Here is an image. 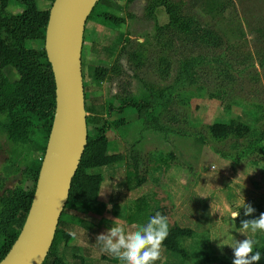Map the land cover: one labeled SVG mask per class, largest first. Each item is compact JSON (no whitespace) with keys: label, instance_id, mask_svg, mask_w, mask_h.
<instances>
[{"label":"rangeland","instance_id":"1","mask_svg":"<svg viewBox=\"0 0 264 264\" xmlns=\"http://www.w3.org/2000/svg\"><path fill=\"white\" fill-rule=\"evenodd\" d=\"M165 1L106 0L97 7L122 16L125 22L115 27L104 25L98 19L87 22L82 56L84 86L86 84L89 87L90 97H100L103 101L118 105L115 95L124 88L140 96L148 84H172L177 73L178 59L189 53L210 57L222 54L223 59L232 65L230 71L234 80L215 83L212 78L216 73L212 66L206 65L205 71L210 74L203 79L206 80L204 94L191 97L185 104L178 102L176 97L175 104L166 113L168 115L180 111L176 113L180 120H164L167 125L182 129L186 134L171 132L165 135L143 129L135 109L128 108L125 111L127 122L110 131V147L115 151L129 153L135 144L141 150L142 167L148 175V182L133 191L128 190L126 161L93 169L102 172L105 178L99 201L94 210L86 215L87 219L95 223V227L90 230L76 225L72 227L71 231L76 233L72 244L85 247L64 249L70 264L74 261V252L84 253L87 264H120L117 259L101 251V245L96 242L97 236L112 227L115 219L125 225L126 231L144 224L147 220L137 224H129L126 220L130 202L144 194H149L152 202L162 208L160 212L167 216L171 224L178 223L195 229V237L186 240L193 254L185 264H205V258L201 255V240L208 242L205 252L210 264H232L233 249L229 244L247 238L240 232L241 229H236L232 213L243 212L244 209H240L239 205L245 202L252 206L258 203L264 206L263 155L256 154L254 158L248 157L234 163L215 151V148L233 150L234 141L215 140L206 131L207 124L232 117L254 125L257 129L264 126V0H232L238 11L242 32L232 36L229 34L228 37L218 32L220 28L225 30L226 25L207 13L205 0L201 3L193 0H167L182 4L184 14L197 18L201 27L214 28L220 34L222 45L213 48L200 42L187 43L176 32L166 34L163 38L157 37V27L170 21ZM52 4L53 0L39 1L41 9L51 8ZM8 10L16 14L23 7L17 2H11ZM226 13L229 14L230 10ZM44 44L42 40L28 41L29 46L40 49ZM165 55L172 61L167 78L159 74L158 65ZM115 64L120 66L121 75L107 81L92 78L91 72L95 66L111 67ZM6 72L11 80L19 78L13 67H7ZM216 90L226 93L225 102L232 103L229 110L225 103L210 96V91ZM255 110L260 113V123H257ZM121 116L112 114L113 119ZM7 122L8 116L1 115L0 176L5 187H15L22 183L31 187L32 180H25L26 175L22 170L32 158H39V155L23 150L9 140ZM197 131L203 132L207 143H200L189 134ZM239 142V146L247 143L244 139ZM247 235L252 237L253 234L249 231ZM257 235L259 243L264 244V238H261L264 234L258 232ZM58 250L62 252L63 248ZM156 263L180 264L181 258L169 252L162 244L161 257Z\"/></svg>","mask_w":264,"mask_h":264},{"label":"trees","instance_id":"2","mask_svg":"<svg viewBox=\"0 0 264 264\" xmlns=\"http://www.w3.org/2000/svg\"><path fill=\"white\" fill-rule=\"evenodd\" d=\"M39 1L0 0V116H8L6 129L9 140L23 150L39 155V158H32L22 170L26 175L25 180H32L31 187H26L23 183L15 187H5L0 176V261L18 238L30 211L56 109V82L45 47L40 49L28 45V41L32 40H42L45 43L51 8L41 9ZM105 1L97 2L88 21L98 19L104 25L113 27L122 25L125 18L97 8ZM193 1L202 2V0ZM11 2L19 3L23 10L16 14L9 12L8 6ZM205 2L207 13L226 25L225 30L220 28L218 32L225 37L242 32V28H239L238 11L232 0H205ZM165 5L170 21L157 27V37L163 38L166 34L176 32L181 40L187 43L200 42L209 44L211 48L222 45L220 34L214 28L201 27L197 18L184 14L182 4L167 1ZM227 10H230L229 14L226 13ZM152 12L153 9L150 10V13ZM158 65L159 74L165 78L169 77L171 58L167 55L163 56ZM206 65L212 66L215 71L216 76L212 78L215 83L234 80L230 71L232 65L223 59L222 54L210 57L206 54L189 53L178 59L177 73L172 84L165 86L148 84L140 96L124 88L115 95L119 101L118 105L111 101H103L100 97H90L89 87L85 84L88 143L73 178L70 195L61 215L52 247L43 264H70L64 249L85 247L72 244L75 236L69 235V231L74 225L88 230L95 227V223L87 219L86 215L94 210L99 201L105 178L102 172H93V169L126 161L128 190L133 191L148 182V175L142 167L141 150L135 144L129 153L115 151L110 147V131L118 129L127 122L125 111L128 108L135 109L143 129L165 135L171 132L186 134L182 129L167 125L164 120H180L177 116L180 111L168 115L166 111L175 104L176 97L178 102L185 104V101L191 97L204 94L206 80L203 79L209 73L205 71ZM9 66L16 69L19 74L18 79L11 80L6 72ZM121 74L122 70L116 64L111 67L95 66L91 72L92 78L96 81L112 80ZM210 96L220 100L222 104L225 103L227 110L231 108L232 103L225 102L226 93L223 90L210 91ZM171 110L173 112L172 108ZM113 113L123 116L113 119ZM254 113L257 115V123H260L259 111L255 110ZM206 131L215 140L234 141L233 150L215 148L218 154L234 163L248 157L252 158L256 154L264 157V126L257 129L254 125L232 117L226 121L207 124ZM189 134L200 143L208 141L202 131L189 132ZM241 139L247 143L239 146ZM253 207L256 211L250 216H244L243 211L234 220L238 228H241L240 223L243 219L256 218L264 212L262 204L258 203ZM157 211H162V208L152 202L149 194H144L130 202L126 220L129 224H137L147 220ZM168 223L169 235L164 240L163 246L181 258L180 264H185L187 260H191L193 254L186 245V240L194 238L196 231L178 223L171 224L169 221ZM200 245L203 252L200 253L206 261L208 255L205 251L208 249V242L201 240ZM60 247L63 248L62 252L58 250ZM254 250L261 252L259 264H264V244L258 243ZM73 259L72 264H87L84 253L74 252Z\"/></svg>","mask_w":264,"mask_h":264},{"label":"water","instance_id":"3","mask_svg":"<svg viewBox=\"0 0 264 264\" xmlns=\"http://www.w3.org/2000/svg\"><path fill=\"white\" fill-rule=\"evenodd\" d=\"M99 0H54L45 50L56 82V109L35 194L22 230L0 264H43L88 143L83 45Z\"/></svg>","mask_w":264,"mask_h":264},{"label":"clouds","instance_id":"4","mask_svg":"<svg viewBox=\"0 0 264 264\" xmlns=\"http://www.w3.org/2000/svg\"><path fill=\"white\" fill-rule=\"evenodd\" d=\"M239 208L244 209L246 217L256 211L246 202L240 204ZM238 216L240 211L232 213L233 220ZM240 226V232L247 238L229 244L233 249L232 264H259L261 252L254 250L259 241L247 233L250 231L253 236L258 232L264 234V212L256 218L243 219ZM69 235L75 236L76 233L70 230ZM168 235V218L157 211L144 224L134 226V230L126 231L125 225L115 219L112 227L97 236L96 242L101 245V251L117 259L120 264H155L161 257L162 244Z\"/></svg>","mask_w":264,"mask_h":264},{"label":"crops","instance_id":"5","mask_svg":"<svg viewBox=\"0 0 264 264\" xmlns=\"http://www.w3.org/2000/svg\"><path fill=\"white\" fill-rule=\"evenodd\" d=\"M92 171H93V170H92ZM93 172H95V171H93ZM234 223H235V221H234ZM235 226H236V225H235ZM236 229H241V228H238V227L236 226ZM250 236H251V235H250ZM250 236H249V237H250ZM258 237H259V236H258L257 234H255V236L252 235V238H254V239H256V240L258 239ZM261 238L263 239L264 236H261ZM231 256H233V253H232ZM210 262H211L210 259H208V260L205 261V264H210ZM160 263H162V261H161ZM156 264H157V263H156Z\"/></svg>","mask_w":264,"mask_h":264}]
</instances>
